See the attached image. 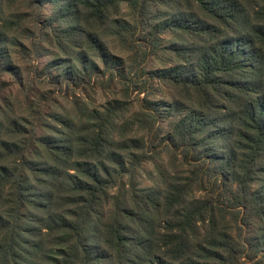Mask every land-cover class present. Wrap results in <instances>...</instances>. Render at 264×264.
Returning <instances> with one entry per match:
<instances>
[{
	"label": "trees",
	"instance_id": "obj_1",
	"mask_svg": "<svg viewBox=\"0 0 264 264\" xmlns=\"http://www.w3.org/2000/svg\"><path fill=\"white\" fill-rule=\"evenodd\" d=\"M0 264H264V0H0Z\"/></svg>",
	"mask_w": 264,
	"mask_h": 264
},
{
	"label": "rangeland",
	"instance_id": "obj_2",
	"mask_svg": "<svg viewBox=\"0 0 264 264\" xmlns=\"http://www.w3.org/2000/svg\"><path fill=\"white\" fill-rule=\"evenodd\" d=\"M54 50V49H53ZM10 59L11 63L14 65H17L20 69L21 76L23 78V84H25V87L28 91V86L31 88V90L28 92L29 97L32 102V108H35V110H41L46 114L47 110L49 108L56 110L57 112L63 113L67 108H69L70 103L69 100L64 98L62 96V91L55 88V92L52 90L54 89V83L53 82H46V81H40V76H37L35 66H37V70L39 71L45 64L49 63L55 58L61 59L59 54H57L55 51H49L44 53L39 58H32V61L29 63L28 61L22 60L20 56L17 53V50L15 48H10ZM63 69H65L66 65H62ZM160 66V63L158 60H149L147 63V68L149 69H155ZM55 73V71H53ZM35 76V77H34ZM3 81L6 83L7 88H11L12 90V97L15 96V106L14 111L15 114L18 116L25 115L30 116V113H28V108L26 105L22 102V94L18 93V100H17V89L18 85L15 82L12 74L7 73ZM119 86H113L112 89H106L101 90L100 88H96V91L94 93H89V96L86 97V94H84L81 90L75 89L74 91L80 95L82 100H88L91 104V108H101L105 104L112 101L114 98H117L120 96L118 92ZM89 89H87L88 92ZM71 89H69L70 94ZM152 98L159 99L163 102H168V99L170 97L169 91L165 87H157L156 90L151 94ZM14 99V98H12ZM32 119V117H29ZM163 125H166V122L164 121L162 123ZM40 131V129H38ZM165 155L162 154L161 159H156V163L160 166H164V159ZM144 167L151 169L153 168V165L151 163H146ZM139 181L141 184L147 183V180L145 179V176H140Z\"/></svg>",
	"mask_w": 264,
	"mask_h": 264
}]
</instances>
